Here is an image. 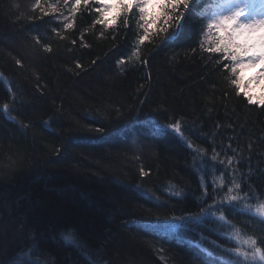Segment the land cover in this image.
Segmentation results:
<instances>
[{
    "label": "trees",
    "instance_id": "16d2710c",
    "mask_svg": "<svg viewBox=\"0 0 264 264\" xmlns=\"http://www.w3.org/2000/svg\"><path fill=\"white\" fill-rule=\"evenodd\" d=\"M210 3L197 0L168 39L157 40L155 47L147 42L139 46L149 65L137 66L124 76L116 62L136 50L138 30L136 37L129 30L126 39L113 33L120 45L115 48L95 29L94 35L88 34L92 17L84 13L77 19V29L88 35L91 49L70 44L66 48L68 42L52 31L62 18L33 22V16L39 17L32 12L34 0H0V226L6 229L0 236L5 248L0 261L29 264L43 256L40 264H53L51 253L55 264H87L81 254L64 247L54 235V230L75 228L89 249L94 251L106 243L111 256L119 253L122 258H113L115 264H128L129 260L135 264H184L189 259L198 264H244L238 256L228 255L237 246L234 240L217 235H231L232 229L212 217L201 223H179L174 232L148 226L156 216L171 217L172 210L185 215L198 211L204 191L199 185L201 164L198 168L176 134L160 130L170 114L186 117L189 128L200 129L203 124L205 132L222 124L217 142L227 143L233 137L234 146L245 157L249 144L264 149V114L246 108L234 95L222 100L221 91H231L232 86L224 84L219 74H210L200 56L185 58L184 50L202 38ZM177 33L178 38L172 39ZM75 34L79 36V31ZM33 35L51 44V56L34 43ZM174 52L179 55L173 56ZM17 54L23 58L24 69L14 64ZM77 58L86 70L74 74L68 68H74ZM96 58L98 64L91 65ZM37 79L45 95L36 91ZM141 83L145 84L144 94L137 91ZM6 102L13 111L4 108ZM165 106L168 113L159 111ZM54 114L55 119L44 126ZM20 124L29 127L22 129ZM94 127L104 131H88ZM193 139L196 147L208 144L199 131L193 133ZM256 157L254 151L250 165L246 163L242 169L247 173L251 167L252 180L261 188L264 175ZM141 167L150 173L148 177L139 175ZM207 167L219 175L216 168ZM165 185L182 192L179 202L167 200L158 205L148 198V194H159L165 200ZM226 211L241 228V236L264 234L257 215L237 208ZM241 221H245L243 225ZM21 224L23 229L17 233ZM201 233L208 239L201 240ZM211 240L224 247H215ZM30 246L35 247L33 256L18 260Z\"/></svg>",
    "mask_w": 264,
    "mask_h": 264
},
{
    "label": "snow or ice",
    "instance_id": "6c2138e0",
    "mask_svg": "<svg viewBox=\"0 0 264 264\" xmlns=\"http://www.w3.org/2000/svg\"><path fill=\"white\" fill-rule=\"evenodd\" d=\"M197 0H34L32 12L39 13V17L33 16V22L37 19L51 20L57 17L62 18L57 27H53L52 31L55 36L61 41H67V48L70 45L79 46L84 50H90L91 45L87 43L88 35L84 31L77 29V19L87 13L92 17L88 26V34H95L92 30L99 32L102 39H108L115 48H119L116 38L112 37L115 33L117 37L122 36L127 38L129 30L136 37L138 30V38L136 39V50L131 51L130 56L126 58H118L116 68L121 75L127 76L128 72L137 66L145 67L149 65V60L141 56L139 46L147 44L156 46L157 40H166L172 33H175L184 22V18L191 5ZM247 4L240 7L239 4L229 12L210 19L200 31L202 38H198L197 42L185 49V58H194L200 56L201 62L209 69L210 74H219L224 84L232 86L231 91L224 88L221 93V99H230L233 95L236 99L245 105L250 110H256L260 114H264V94L260 96L253 95L248 88V85L255 82L259 84L264 79V18H250L246 11ZM62 29V31H61ZM79 31V36L75 33ZM172 36V39L178 38ZM34 43L39 45L40 49L51 56L53 47L50 43L43 41L38 35L32 37ZM75 50V47L71 49ZM179 53L174 52L173 56H178ZM14 64L19 69H24L25 64L23 58L18 54L13 57ZM75 63L74 68L69 67L68 71L74 74H79L85 71V65L82 62ZM99 58L92 59L90 64L95 66L98 64ZM131 65V67H129ZM219 69V72L216 70ZM246 69H257L258 74L250 79L246 84L241 86L243 73ZM78 70V71H77ZM36 91L41 95L46 93L42 91V86L37 79ZM145 84L141 83L137 91L144 94ZM15 92V89H13ZM147 95L145 94V100ZM15 104L16 100L13 99ZM143 103V101H141ZM4 108L8 111H13L6 102ZM119 111V109H117ZM159 111L168 113V108L162 107ZM209 112L212 109L208 110ZM55 119V114L52 118L45 120L44 126L50 125ZM22 129L29 127L28 124H20ZM223 125L216 123L213 125L212 131L205 132L203 124L200 129L189 128L186 123V117L177 118L175 114H170V118L163 123L160 130L162 132L171 131L176 134L184 143L193 161L199 165L201 163L210 167L216 168L218 180L213 179L211 183H207V177L199 182L200 188H203L202 197L199 200L198 211L185 215L183 213L174 214L171 217L165 216L163 219L160 216L155 217L154 222H149L150 227H162L169 231H175L178 223L187 224L192 221L197 223L203 222L208 217L222 225H227L231 228L232 234L227 232H217L221 237H227L229 240H235L237 244L246 245L252 249L253 256H259L261 261H264V234L260 236H249L244 239L241 237V228L236 227V222L227 215L226 209L239 208L240 212L248 213L253 211V204L257 200H264V187L257 188L255 181L252 180L251 167L248 172H244L242 165L251 163L253 152H257V160L260 165L261 174L264 175V149L256 150L251 144L248 145V155L245 157L239 152V146L233 143V137H228L227 143L220 140L218 143V132ZM231 127V125H229ZM89 132L102 133L103 128H89ZM199 131L203 138L208 140V144L203 147H196V141L193 139V133ZM199 158V159H197ZM203 171L202 168H200ZM139 175L146 178L150 175L144 168H140ZM143 183V181H141ZM210 186V187H209ZM140 185H137L139 188ZM167 189L166 199L162 200L159 194H148L149 199H154L158 205L167 203V200H180L182 192L176 189L175 186ZM186 199V197H185ZM255 215L260 217V223L264 224V203H258L255 206ZM2 219V216H0ZM175 222V223H173ZM245 221H241L243 225ZM15 228V225H13ZM23 229V224L15 229L18 233ZM6 229L0 226V236H3ZM56 239L66 248L75 249L86 260L87 264H115V259H121L119 253L111 256L107 249L106 243H101L93 251L87 246V242H82L79 238V233L75 228L61 229L58 232L54 230ZM255 235V234H254ZM201 240H207L208 237L203 233L200 234ZM51 239V237H50ZM55 242V240H53ZM211 243L217 248L224 246L216 240H211ZM199 247V245H196ZM238 255L247 258L248 253L242 252L239 248H233ZM212 255L207 249H201ZM35 252V247L30 246L21 253L18 260L23 262L29 260ZM5 254V248L0 245V255ZM55 264V257L51 253L48 254ZM45 257L41 256L40 259ZM91 258V259H89ZM40 259L29 260V264H40ZM0 264H4L0 261ZM128 264H135L134 260H129ZM184 264H198L195 259H189Z\"/></svg>",
    "mask_w": 264,
    "mask_h": 264
},
{
    "label": "rangeland",
    "instance_id": "374dc122",
    "mask_svg": "<svg viewBox=\"0 0 264 264\" xmlns=\"http://www.w3.org/2000/svg\"><path fill=\"white\" fill-rule=\"evenodd\" d=\"M252 0H224V2H228L227 3V6L232 9V7H235L237 4H239L240 7H244L245 6V3L247 4V8H246V11L248 14H250V12H248V8L250 7H253L257 2L255 0L254 3L251 2ZM221 7V5H220ZM217 14V16L219 15V12H214ZM226 12H221V14H224ZM250 18H253L251 15H249ZM261 18H264V14H260L259 17H256L255 19H261ZM247 71V75L248 74H251V77L249 78L248 76L245 78V73L243 75V80H242V83H241V86L243 87L244 84H246L250 79H252L254 76H256L258 74V71L257 69H246L245 72ZM248 88L249 90L251 91V93L253 95H256V96H260L262 94H264V79L261 80V82L259 84L253 82L251 84L248 85ZM203 169V171L201 172V179H204L205 177H207V179L209 180V182H211L213 179H217L218 180V175H215L213 170L209 169L207 167L206 164H203L201 163L200 165ZM256 204L258 203H254L253 204V211L252 213L255 214V206ZM242 207V206H238L237 209L239 210V208ZM175 223V222H173ZM180 224L178 223L177 224V227L179 226ZM225 226V225H224ZM232 233V231L230 232ZM246 239V238H244ZM234 242L237 244V242L234 240ZM235 248H239L242 252H247L248 253V256L247 258H245L244 256H240L238 255L235 251H233L231 248V250L228 251V255H231L233 257L238 256L239 259L241 260L242 263L244 264H249V263H260V264H264V261H261L259 259V256H253L252 252L253 250L252 249H249L246 245H243L242 243L241 244H237V246H235Z\"/></svg>",
    "mask_w": 264,
    "mask_h": 264
}]
</instances>
